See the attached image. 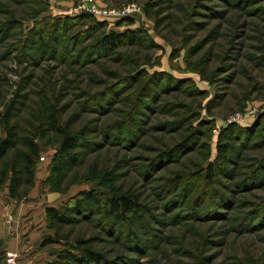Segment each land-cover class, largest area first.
<instances>
[{
    "label": "rangeland",
    "instance_id": "rangeland-1",
    "mask_svg": "<svg viewBox=\"0 0 264 264\" xmlns=\"http://www.w3.org/2000/svg\"><path fill=\"white\" fill-rule=\"evenodd\" d=\"M97 3L140 11L79 19L82 0H0V111L16 100L13 121L31 133L49 103L81 139L61 175V136L38 140L27 198L0 185V246L14 242L20 264L56 261L64 242L47 237L90 240L103 258L90 264H264V0ZM109 31L136 40L93 47ZM89 190L139 207L122 220L95 204L58 229L46 208L33 224L17 213L25 200L60 207Z\"/></svg>",
    "mask_w": 264,
    "mask_h": 264
},
{
    "label": "trees",
    "instance_id": "trees-1",
    "mask_svg": "<svg viewBox=\"0 0 264 264\" xmlns=\"http://www.w3.org/2000/svg\"><path fill=\"white\" fill-rule=\"evenodd\" d=\"M92 17L91 13L85 12L79 19H91ZM129 21L132 22L130 19ZM98 23L102 26L101 22ZM125 40L132 42L136 40L134 32L109 31L99 36L93 47L103 50L105 53L111 52ZM14 102L16 100H13L4 111H0V185L8 184L11 198L22 200L28 197L35 184L37 162L42 152L38 140L45 138L49 132L58 133L61 136L59 151L61 158L55 160L52 166V171L61 175L66 165L76 164L77 160L72 151L80 145L81 139L69 130L67 123H62L58 109L49 103L41 105L40 125L35 128V131L31 133L22 131L19 124L13 121ZM231 128H228L225 134L228 130L234 132L235 129L232 131ZM219 146V157L226 158L225 154L229 145L220 143ZM64 159L66 161H63ZM217 166L209 165L206 171L207 177H212L211 170ZM95 204L105 205L109 215L112 214L111 216L122 220L126 214L139 207L136 199L128 193L113 190L101 193L93 190L83 191L72 201L64 203L60 207H46L49 227L61 228L62 225L72 221V214L87 213L93 209ZM57 229H55L56 233ZM53 242H64L65 247L58 252V259L51 264H90L94 260H103L92 249L90 240L77 239L74 241L75 245L70 247L65 244L69 242L68 237L66 239L57 238V240L47 237L44 239L43 245ZM74 248L78 252L74 251Z\"/></svg>",
    "mask_w": 264,
    "mask_h": 264
},
{
    "label": "crops",
    "instance_id": "crops-1",
    "mask_svg": "<svg viewBox=\"0 0 264 264\" xmlns=\"http://www.w3.org/2000/svg\"><path fill=\"white\" fill-rule=\"evenodd\" d=\"M35 181H37V177H36ZM12 199L13 198H11V196H10L11 201H13ZM43 200H44V197H43V199L38 197V198H34L32 200H25V202H22L21 204H19V206H16L18 215L24 221H27V224H33L34 222H36L35 220L38 218V216H40L42 213L44 214L45 208L48 207V205L43 204L44 203ZM0 203H2L1 196H0ZM0 207H1L0 218H3L4 217V215H3V211H4L3 207L4 206L0 205ZM1 225L2 224L0 222V240L5 238V236H6L5 234L2 233L3 231L1 230ZM10 242L6 245L0 246V263H2L4 261L7 252H10V251L15 252L16 251V247L14 246V242H12V243H10Z\"/></svg>",
    "mask_w": 264,
    "mask_h": 264
},
{
    "label": "built area",
    "instance_id": "built-area-1",
    "mask_svg": "<svg viewBox=\"0 0 264 264\" xmlns=\"http://www.w3.org/2000/svg\"><path fill=\"white\" fill-rule=\"evenodd\" d=\"M81 7L86 12H91L99 18L113 15L126 16L140 11V7L135 3L128 4L121 10L114 8L104 9L98 5L97 0H82ZM0 264H20L19 253L13 251L7 252L4 261Z\"/></svg>",
    "mask_w": 264,
    "mask_h": 264
}]
</instances>
